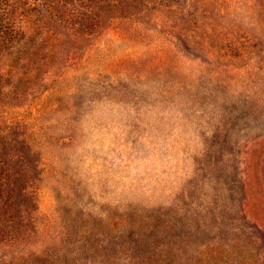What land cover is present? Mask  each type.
<instances>
[{"label":"rangeland","instance_id":"374dc122","mask_svg":"<svg viewBox=\"0 0 264 264\" xmlns=\"http://www.w3.org/2000/svg\"><path fill=\"white\" fill-rule=\"evenodd\" d=\"M4 1L0 264H264V0Z\"/></svg>","mask_w":264,"mask_h":264},{"label":"trees","instance_id":"16d2710c","mask_svg":"<svg viewBox=\"0 0 264 264\" xmlns=\"http://www.w3.org/2000/svg\"><path fill=\"white\" fill-rule=\"evenodd\" d=\"M4 3L6 4L7 7H9L12 3V0H5ZM17 8L18 9H21L22 10H25L27 9V2H18L17 4ZM2 11H3V14H5L6 16V19H3V23L1 25V29H2V32H8V33H11V32H14V33H17L19 32V26L15 23V19H17V16L16 17H12L10 14H8V9L3 6L2 8ZM17 26V27H16ZM18 28V29H16Z\"/></svg>","mask_w":264,"mask_h":264}]
</instances>
